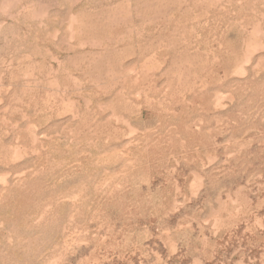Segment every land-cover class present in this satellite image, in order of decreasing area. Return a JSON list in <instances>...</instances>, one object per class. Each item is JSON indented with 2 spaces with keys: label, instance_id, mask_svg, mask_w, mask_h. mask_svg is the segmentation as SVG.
Segmentation results:
<instances>
[{
  "label": "rangeland",
  "instance_id": "rangeland-1",
  "mask_svg": "<svg viewBox=\"0 0 264 264\" xmlns=\"http://www.w3.org/2000/svg\"><path fill=\"white\" fill-rule=\"evenodd\" d=\"M0 264H264V0H0Z\"/></svg>",
  "mask_w": 264,
  "mask_h": 264
},
{
  "label": "bare ground",
  "instance_id": "bare-ground-1",
  "mask_svg": "<svg viewBox=\"0 0 264 264\" xmlns=\"http://www.w3.org/2000/svg\"><path fill=\"white\" fill-rule=\"evenodd\" d=\"M51 58H52V56H51ZM58 64V63H57ZM24 87H26V86H24ZM22 89V88H21ZM17 97V96H16ZM36 136V135H35ZM34 137V136H33ZM16 146V145H15ZM14 147V146H13ZM17 148V147H16ZM20 149V148H19ZM13 150H14V148H13ZM17 150H18V148H17ZM13 152V151H12ZM12 156V155H11ZM14 156H17V155H14Z\"/></svg>",
  "mask_w": 264,
  "mask_h": 264
}]
</instances>
